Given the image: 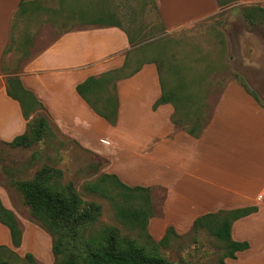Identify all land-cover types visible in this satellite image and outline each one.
<instances>
[{
  "label": "crops",
  "instance_id": "obj_1",
  "mask_svg": "<svg viewBox=\"0 0 264 264\" xmlns=\"http://www.w3.org/2000/svg\"><path fill=\"white\" fill-rule=\"evenodd\" d=\"M237 1L264 8V0ZM20 2L0 0V141L5 142L27 127L19 102L7 94L2 71ZM156 5L166 29L220 10L218 0H156ZM129 49L120 27L80 23L26 60L18 76L62 131L107 160L105 172L129 186L165 188L160 216L147 222L154 240L168 226L178 234L188 231L203 214L255 206L256 211L234 220L230 228L231 238L246 241L248 248L224 263L254 249L256 256H264V105L230 80L218 93L200 136L193 137L172 121V103L153 107L161 95L159 74L154 63H144L133 75L116 80L117 120L110 124L77 93L76 85L119 68ZM0 245L17 250L1 222Z\"/></svg>",
  "mask_w": 264,
  "mask_h": 264
},
{
  "label": "rangeland",
  "instance_id": "obj_2",
  "mask_svg": "<svg viewBox=\"0 0 264 264\" xmlns=\"http://www.w3.org/2000/svg\"><path fill=\"white\" fill-rule=\"evenodd\" d=\"M219 2L220 10L216 13L166 29L156 0H22L20 12L12 21L14 40L3 60V69L8 75L18 76L26 60L77 24L118 23L137 42L134 48L130 46L128 69L142 61L155 60L161 65L167 86L183 78L188 85L178 93L181 100L176 101L174 122L183 130L203 125L218 93L230 80L245 84L264 105V14L257 2ZM253 13L255 20L250 19ZM40 117L47 125L40 137H25L18 145L0 141V199L16 216L24 237L21 247L12 249L15 254L1 253L0 258H7L12 264H25V253H31L36 264L53 262L51 236L32 218L29 204L15 186L16 181L30 180L37 171L50 167L60 171L59 181L70 183L78 194L81 203L76 214L85 210L95 214L92 222L86 220L79 227L74 223L76 214L67 217L64 256L81 254L82 241L93 236L105 243L109 236L119 234L170 264H220L225 244L213 234L210 222L171 234L165 245H157L140 224L120 218L108 198L88 192L86 183L107 173V160L62 131L44 107L37 106L30 112L29 129ZM133 195L129 202L117 195L115 201L136 207L145 200L153 216H160L163 186L153 185L148 192L141 190ZM255 253V249L242 253L228 264H264V256Z\"/></svg>",
  "mask_w": 264,
  "mask_h": 264
},
{
  "label": "trees",
  "instance_id": "obj_3",
  "mask_svg": "<svg viewBox=\"0 0 264 264\" xmlns=\"http://www.w3.org/2000/svg\"><path fill=\"white\" fill-rule=\"evenodd\" d=\"M21 3L22 2H20L19 8L14 16L20 12ZM259 9L264 14V8L260 6ZM255 16L256 14L253 13L250 16V19L255 20ZM110 24L120 27L126 33L131 49L134 48L137 42L134 40V37L129 33V31L122 28L118 23ZM13 40L14 39L11 38V42L6 47V52L10 51H8V48ZM131 49H129L126 53L124 62L119 68L104 72L99 76H89L84 81L76 85L77 93L98 115L103 117L110 124H115L117 120L118 99L115 85L116 80L133 75L144 63H154L159 74L161 95L154 102V108L159 104L170 102L174 106L175 113L176 101L181 100V96H179L178 93L188 85L182 80V78L176 83H171V86H167L161 75V65L155 60H145L140 62L133 69H128V54ZM2 71L4 72L3 65ZM4 74H6L5 81L7 94L19 102L23 117L27 120L25 132L15 136L7 143L10 145H18L25 137H40V135H42L47 128L46 122L41 117L39 119H35L29 129L31 122L29 120V116L31 111L36 110L37 106H39V108H43V105L35 97L33 92L23 87L19 76L8 75L5 72ZM239 83L257 100L256 96L248 90L245 84L241 82ZM173 115L172 121L174 122ZM31 120H33V118ZM197 120H199V118H197ZM208 120L203 125L193 126L192 128L184 131L193 137H199ZM60 175V171L54 170L50 167H44L37 171L32 179L15 182V186L21 191L25 201L31 208L30 214L32 218L38 220L41 227L51 236L53 262L50 264H170L163 257L152 253H146L144 251L145 246L136 245L135 240H130L125 236H120L119 234L109 236L105 243L104 239L97 240L98 237L93 236L87 241H82L81 244L83 245L84 250L81 254L75 256H64L67 244L65 238V230L68 227L67 217H70L71 215L73 216L77 213V208L81 203V200L70 183L63 184L59 181ZM85 189L88 192L100 194L108 198L113 203L116 214L120 218L132 223L133 225L137 223L140 224L141 229L144 230L147 236L155 244L165 245L168 242L169 235H176L173 227L168 226L161 239L154 240L151 237L147 231V222L148 219L153 216V213L149 208V204L145 200L140 206L136 207H125L123 205H119L115 201V196L117 195L124 201L129 202V200L134 197L133 194L136 191L142 190L148 192L149 187L140 185H135V187L129 186L123 183L115 174L103 173L98 179L88 181L85 185ZM254 211H256L255 206H246L209 212L196 217L193 221L191 229H194L205 222L211 223L209 226L213 234L225 244V253L220 260V264H225L224 258H235L236 252L245 250L249 246L246 241H235L231 238L230 228L232 222ZM94 217V213L85 210L82 211V213L76 214L74 217V223H76L77 227H79L83 225L86 220L92 222ZM83 219L85 220L84 222L82 221ZM0 222L8 228L13 246H20L22 240L21 226L14 213L3 205L1 199ZM1 253L15 254L12 249L5 245H0V255ZM24 258L26 259L25 264H36L35 258L31 253H25ZM0 264L12 263L7 258L1 257Z\"/></svg>",
  "mask_w": 264,
  "mask_h": 264
}]
</instances>
